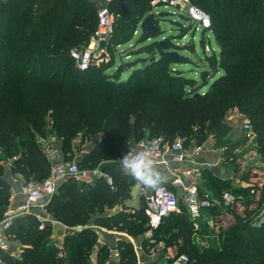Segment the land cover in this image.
<instances>
[{
	"label": "trees",
	"instance_id": "1",
	"mask_svg": "<svg viewBox=\"0 0 264 264\" xmlns=\"http://www.w3.org/2000/svg\"><path fill=\"white\" fill-rule=\"evenodd\" d=\"M150 1H110L109 10L117 17L108 44L111 60L84 71L77 68L70 51L90 42L99 2L0 1V153L17 157L11 165L13 173H19L26 181L43 182L47 178L49 164L37 143L38 136H54L63 151L69 153L73 140L83 142L100 129L103 138L87 160L108 147L115 149L112 156H123L138 139L162 137L172 143L181 138L187 148L190 142L200 146L211 134L215 139L224 138L223 126L229 112H236L240 120L250 125L257 153L264 160V0H189L209 16L210 27L204 32H210L220 47L218 54L201 61L197 69L199 83L180 71H172V65H184L189 60L171 54L166 42L141 48L138 55L147 53L148 57L138 61L142 68L134 69L126 79L120 78L124 72L120 67L116 68V75L109 74L118 46L133 39ZM119 3L129 9V15L121 12ZM139 38V43H143L149 37L141 32ZM81 86L87 91L81 92ZM141 88L146 92L140 97ZM143 134L145 137H141ZM118 135L122 136L120 143L116 140ZM77 165L81 170V165ZM101 169L112 177L113 191L102 181L92 188L67 178L56 188L48 211L69 226L92 223L129 236L143 235L148 227L144 204L131 211H103L104 204L112 206L128 199L134 180L122 169L124 176L116 178L115 171L119 169L112 164ZM205 169L199 190L217 196L204 186ZM228 182L224 184L226 191L232 189ZM165 186L173 190L170 185ZM6 190L0 181V219ZM235 203L241 204L244 211L239 212ZM252 203H257V207L251 209ZM263 204L264 189L259 201L246 196L215 207L231 215L232 220L219 227L218 241L208 245L204 242L209 233L204 216L194 230L187 208L179 199V210L164 218L157 228L163 236H153V240L176 249L173 257L164 252L166 264L179 254L188 256V264H264ZM38 226L30 215L12 221L7 234L20 243V260L3 253V264H91L88 254L97 241L93 230L83 229L66 237L65 254L57 258V249L48 245L51 230ZM194 236L204 246L193 242ZM140 243L142 248L152 245L145 239ZM118 248L120 264H136L129 241L122 239ZM107 254L106 250L101 251L98 263L105 262Z\"/></svg>",
	"mask_w": 264,
	"mask_h": 264
},
{
	"label": "rangeland",
	"instance_id": "2",
	"mask_svg": "<svg viewBox=\"0 0 264 264\" xmlns=\"http://www.w3.org/2000/svg\"><path fill=\"white\" fill-rule=\"evenodd\" d=\"M96 1L99 3L101 2V0H96ZM105 1L107 3L105 2L104 4L108 7L111 0H105ZM153 1L154 0L150 1L149 8L147 9V14L144 16L143 19L145 18L150 19L149 17L152 16L150 20L155 25V27L158 28L157 37L148 38L143 43H139V40H140L139 36L141 33L140 24H141V21L143 20L142 19L137 25L136 31L134 32L133 39L123 46H118L117 52H116V58L114 61V67L110 71H108V73L116 75L117 74L116 68L118 69L120 67L124 71L120 75V78L126 79L129 75L132 74L134 69L142 68V63L141 62L138 63V61H143L147 59L148 57L147 53L138 55V52L141 50V48H143L144 46L151 45L153 43L163 44L164 42H166V44L170 46L171 52L174 51L178 55H182L183 57L189 60L184 65L183 64L182 65H179V64L172 65L171 67L174 69V70L172 69V71H180L182 72V75L186 77L187 79H196L197 80L196 82L199 83L200 80L197 77V74H198L197 69H199V67L201 66V61L205 60V58L207 59V57L210 58V56L213 53L218 54L220 51V47L215 42L214 36L210 32L209 33H207L206 31L204 32V30L200 27V25L186 18L187 15L184 13V11L182 12L183 9L181 7H173V6L162 4V3H157L153 5ZM144 6H145V3L142 5V7ZM139 8H141V6H138V9ZM96 17H97V12H96ZM116 20H117V17L115 16V14H113V23H115ZM97 25H98V20H97L96 28H97ZM93 37H94V34L91 37L90 42L87 44V46H85L87 48H88V45L90 46L89 48H93L94 46H97V45L100 46L99 48L97 47L93 50L92 58L93 59L104 58L106 53H109L110 55L109 50L105 51V47L102 46L103 44H98L96 42L93 43V40H94ZM111 37H112V34H111ZM110 60L111 59H109V61ZM192 62H195V64ZM105 63H108V62H105ZM81 83H85V82L81 81ZM81 89H83L81 92L87 91V89H84L82 86H81ZM206 89L207 87L204 88V90ZM140 91L142 92H139L138 94L141 97L143 93L146 92V90L141 88ZM76 93H71V96H73ZM226 117H227V120L223 126L224 129L226 130L225 137L224 138L220 137V138L215 139L213 138L214 134H211L207 139L204 140L203 144H201L200 147L201 146L204 147V149H202L203 151L210 150L209 152H211L212 154L213 153L216 154L218 163L220 162L223 163L222 166L224 165V167H227L233 173V176H232L233 181L232 180L231 181L233 182V184L238 185L239 188L235 189L236 186L231 185L232 189H230L228 192L232 194L234 199L250 196V198H252L253 201L255 202L259 201V197L262 193V189H264L263 188L264 160L257 153L255 134L251 127L250 128L244 127L247 123H245V121L243 120H240L239 119L240 117L237 115L236 112H229L226 114ZM249 130L251 134L250 137H248ZM102 134L103 133L101 132V130L98 129V131L91 134L83 142L79 140H73V142L70 144L71 151L69 153H66L63 151V148L61 147L59 141H56V138L54 136H50V138L48 139L42 138L43 139L42 141H44L45 143L49 142L48 144L49 146L56 145L59 149H61L63 155L65 156L68 162L73 161V162L79 163L82 167L81 170H83L84 172H87L90 175H93L92 173H95V171L97 170L104 172L105 170L101 168L105 167L107 164L108 165L112 164L114 166H117L119 169V172L115 171V175H116L115 177L118 179H122V175L124 176V173L121 170L122 165L116 162V161H119L118 159L119 158L121 159L122 156L119 153L112 156L113 153H111V151L113 152L115 151L113 147H108L107 149H105V151L97 152L94 155V157H92L89 160H87L86 158L89 154L95 152V150L97 149V147L99 146V143L101 142L103 138ZM144 135L145 134H143L141 137H145ZM120 136L121 135L116 136V140L119 139V143L122 137ZM140 140L141 139H138L136 140V142ZM175 141H178V142L181 141L182 145L185 144V140L181 138H176ZM186 147L188 148V152L190 153L189 154L190 156H193V155L196 156L197 153L201 151V150H197L198 145L192 142L186 144ZM223 148L227 149L226 153L222 152ZM189 155L187 154L188 156L187 158H189ZM227 156H231L234 159V161L230 163H227L226 161L227 163L226 164L223 160H225ZM1 160L6 161V160H10V158L4 155V157L1 158ZM101 164H102V167H101ZM168 165L170 166L172 164H168ZM81 179H84V177L74 178L73 180L75 182L77 181L81 182L79 181ZM28 181H34V180H27V182ZM227 182L228 181L224 183H227ZM224 183L223 185L222 184L218 185L219 188L216 187L217 195L218 194L220 195L221 193H223V190L221 191V188L224 187V190H225L226 186H224ZM133 185H135V181ZM214 188L215 187L213 186L211 189H214ZM239 200L240 199H238V201ZM90 203H93V201ZM240 205L241 204L235 203V207L238 209V211L242 212L244 211V208L241 207ZM255 207H257V203H252L250 206L251 209ZM115 210L116 208L114 204H112V206L104 205V208H103V211L106 214L114 212ZM219 210L220 212H218ZM44 211H43L44 213H42V220L45 219L46 221L41 220V222H38V223L39 225H42L44 229H48L49 221L56 219V218L54 217L53 215L54 213L52 211L50 212L48 211V209H45ZM213 212L215 213L213 214ZM262 214H264V211L262 212ZM202 215L204 216L203 222L204 223L205 221L207 222V229L209 230V233L206 234L207 236L204 242H206V244L208 245L214 244L215 241H218L217 238H218L219 227L227 226L229 222L232 220L231 215L224 214L221 208L220 209L211 208L209 210L204 211ZM44 216L45 218H43ZM212 217L214 219H212ZM259 218H261V216H259ZM262 218L264 219V217ZM260 220L261 219H259L258 221ZM89 225H90L89 226L90 229L93 228L91 224ZM93 226L94 228L92 230L95 232L97 240L102 241V243H104L103 239H105V235H106L104 233L111 232V234H113L115 232V231H111L107 229L100 230V227L95 226V225ZM146 228L147 229L142 233L143 235H140V236L139 235L129 236L125 233L122 234L121 236L113 234L111 237L112 238L111 242L116 244V247L118 249V255L120 256V250L118 246L122 239L127 240V241L132 239L134 241V244L140 249L138 251V254H139L138 258L141 264H145L146 261H148L149 259L155 256L162 257L164 252L167 253V255L171 257H173L176 254V251H175L176 249L174 248V246H169V248H165V245L163 242L155 244V241L153 240V236H163L161 230L159 229L151 230L148 227ZM51 235H52V232L50 231V237H49L50 239H52ZM50 239L48 240V245L51 246L53 244L52 242L55 240L51 241ZM144 239L148 241V244H152V245L147 248H142L140 245L141 244L140 241ZM15 241H17V239H15ZM198 243L200 244V242ZM165 249H168V250L165 251ZM91 252L88 254L89 262L91 263V260H93L94 262H92L91 264H99L100 262L98 263V259H96V257H95V260L91 258L92 256ZM93 254L95 256V253ZM100 264H105V262L103 263L101 262ZM158 264H162V262Z\"/></svg>",
	"mask_w": 264,
	"mask_h": 264
},
{
	"label": "built area",
	"instance_id": "3",
	"mask_svg": "<svg viewBox=\"0 0 264 264\" xmlns=\"http://www.w3.org/2000/svg\"><path fill=\"white\" fill-rule=\"evenodd\" d=\"M105 2V0H101L100 4L102 5L97 9L98 25L94 32L93 43L103 44L102 46L105 47L106 51L108 50V44L111 39V34L113 33L114 23L113 13L109 10V7L104 4ZM157 3L181 7L183 9L182 12L184 11L187 18L200 25L203 30L210 27L209 16L199 8L193 6L189 0L153 1V5ZM89 47L88 45V48ZM97 47L99 48L100 46L97 45L89 49L87 47L81 49L74 48L70 51V56L79 70L84 71L91 66H99L102 63L109 62V53H106L104 58H92L93 50ZM244 127L250 128L249 124H246ZM250 136L249 130L248 137ZM48 144L49 142L45 143L43 141V143H41V150L49 164V174L43 182L28 181L25 183L23 192L26 197V203L21 211L23 213L44 211L46 209L44 198L53 196L59 182L67 178L88 177V173L80 170L76 162H68L65 160V156L61 149L57 146H49ZM197 150H201V147L198 146ZM142 151L146 152L150 159L154 161L152 168L157 166H166L168 168L171 174L170 186L173 189L169 190L166 186H157L149 193L147 191V186L136 181L131 173L124 168L135 181V186L137 188L136 199L143 198L144 200L143 213L147 219V226L149 229H157L164 218L176 213L178 211L179 199L182 200L187 208L194 230L199 228L198 220L204 211L234 201V197L228 191H224L217 196H210L207 193L200 192L199 184L203 178V169L208 166L204 163H199L196 159H191L188 148H185L181 141L168 143L162 137L140 140L129 147L122 158H119V161L116 162L122 165L123 157L129 154L135 155ZM226 151V148L222 149V152L226 153ZM187 154L190 159L187 158ZM223 161L225 163L226 161L230 163L234 161V159L231 156H227ZM168 164H172V167L169 168ZM94 176L104 179L110 190H114L113 179L109 174L97 170ZM11 222L12 217L0 222V264H3L1 255L8 251L7 231ZM39 228L42 229L43 226L40 225ZM52 243L55 248H62L60 243L56 241ZM199 246H204V243H200ZM91 258L95 260L94 254H92ZM92 262L94 261L91 260V263ZM188 262L189 258L186 254H179L174 257L169 264H188Z\"/></svg>",
	"mask_w": 264,
	"mask_h": 264
},
{
	"label": "crops",
	"instance_id": "4",
	"mask_svg": "<svg viewBox=\"0 0 264 264\" xmlns=\"http://www.w3.org/2000/svg\"><path fill=\"white\" fill-rule=\"evenodd\" d=\"M42 140L43 139L41 137H39V136L37 137V143L40 145V147H41V143H43ZM202 149H204L203 146H201V151L199 153H197L196 156L193 155L190 158L196 159L199 163H204L208 166V167H205L206 172H205V178H204L205 179L204 180V186H207L214 194L217 193L216 187L219 188L218 185H220V184L223 185V183L226 181H230V182H228L229 186H231V185L234 186L235 184H233V182H232L233 181L232 180L233 179L232 178L233 173L231 172V170L228 169L227 167H224V165L222 166L223 163L220 162L221 165H220V163H218L216 154H214V153L212 154L211 152H209L210 150L203 151ZM3 157H4V155L0 153V169H1L0 170V181L3 182V186H5L7 188L6 194H8V195L6 197L5 202L2 204L3 210H2V216H1L0 222L2 220L9 218V217H12V221H13L17 217L27 216V215L33 216L38 222H41L42 213H44L45 211L44 212L43 211L42 212L34 211V212H28V213L21 212L23 206L26 203V197H25L24 192H23V187L27 181L19 173H13L12 172L11 165H12V162L17 157L10 158V160H6L7 162L4 160H1V158H3ZM169 167H172V165H170ZM121 169L125 172L126 175L129 176V173L124 169L123 166H121ZM153 169L155 172L161 174V182L158 184V186L170 185L171 174H170L167 167L157 166V167H153ZM92 174L93 175L88 174L87 178L79 180V181H81L80 183L85 184L86 186L92 187V188L98 187V183L101 181L103 183H106L104 179H101V178L94 176V173H92ZM63 181L59 182L58 185H60ZM58 185H57V187H58ZM213 186L215 188L211 189ZM235 186H236V188L239 187L238 185H235ZM152 190H153V188L147 187V191L149 193ZM222 190H223V192L225 191L224 187L221 188V191ZM136 194H137V188L135 185H133L129 189L128 199H126L122 203L114 204L115 208H116V210L114 212H119V211L123 210L124 208H126L127 211H131V210H135V209L140 208L144 204V200H143V198H137L136 199ZM51 198L52 197H50V198L45 197L44 198V203L46 204V209H47L48 204L50 203ZM104 205H107V204H104ZM108 211H110V210H108ZM114 212H111V213H114ZM37 214H39V215H37ZM108 214H110V213H108ZM43 218H45V216ZM44 220L45 219H43L42 221H44ZM11 224H12V222H11ZM89 224H91L92 227L94 228L92 223H89ZM89 224H88V226L87 225L86 226H80V225L69 226L65 223H62L59 220H56V219L49 221L48 227L52 232V235H51L52 239H50V238L49 239L51 241L55 240L56 242L60 243L62 246L61 249H57L53 245H51L53 248L57 249V255H56L57 258H62L65 254L64 248H63V243H64L65 238L68 237L69 235L77 234L80 231H82L83 229H90ZM39 226H38V228H39ZM93 228H91V230ZM42 229H44V227ZM100 230H106V229L100 227ZM104 234H106L105 239H103L104 243H102V241L97 240L96 243L94 244V246L92 247L91 254L95 253V257L97 259V256L101 253V251L106 250L108 254H107V259L105 261V264H120L118 249L116 247V244L111 242V239H112L111 237L113 234L121 236L124 233L114 232L113 234H111V232H109V233H104ZM7 236L10 240L8 239V251L6 253H8L15 260H20V256H19L20 243L18 241H15L14 237L9 236L8 234H7ZM192 239H193V242L198 244L199 238L197 236H194ZM128 241H130V243L132 244V246L134 248V252L136 254V259H137L136 264H141L139 262V258H138V255H139L138 251L140 249L134 244V241L132 239H130ZM101 249H103V250H101ZM93 250H94V252H93ZM163 257L155 256V257L149 259L148 261H146L145 264H158L160 262H162V264H166L164 262Z\"/></svg>",
	"mask_w": 264,
	"mask_h": 264
},
{
	"label": "clouds",
	"instance_id": "5",
	"mask_svg": "<svg viewBox=\"0 0 264 264\" xmlns=\"http://www.w3.org/2000/svg\"><path fill=\"white\" fill-rule=\"evenodd\" d=\"M153 163L154 161L143 151L135 155L129 154L122 159L123 167L131 173L136 181L155 189L161 182V174L154 171Z\"/></svg>",
	"mask_w": 264,
	"mask_h": 264
},
{
	"label": "water",
	"instance_id": "6",
	"mask_svg": "<svg viewBox=\"0 0 264 264\" xmlns=\"http://www.w3.org/2000/svg\"><path fill=\"white\" fill-rule=\"evenodd\" d=\"M119 5L120 10L124 15L130 14L129 9L124 4L119 3ZM140 30L141 32H145L149 38H155L158 35V28L155 27V25L148 18H145L141 21ZM171 54L177 55L175 52H172Z\"/></svg>",
	"mask_w": 264,
	"mask_h": 264
}]
</instances>
